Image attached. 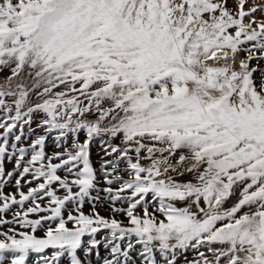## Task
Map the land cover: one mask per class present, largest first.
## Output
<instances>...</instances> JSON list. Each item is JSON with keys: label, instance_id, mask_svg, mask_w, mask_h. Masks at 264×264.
<instances>
[{"label": "snow or ice", "instance_id": "1", "mask_svg": "<svg viewBox=\"0 0 264 264\" xmlns=\"http://www.w3.org/2000/svg\"><path fill=\"white\" fill-rule=\"evenodd\" d=\"M0 264H264V0H0Z\"/></svg>", "mask_w": 264, "mask_h": 264}, {"label": "rangeland", "instance_id": "2", "mask_svg": "<svg viewBox=\"0 0 264 264\" xmlns=\"http://www.w3.org/2000/svg\"><path fill=\"white\" fill-rule=\"evenodd\" d=\"M94 154H95V150H94ZM9 167H11V166L9 165Z\"/></svg>", "mask_w": 264, "mask_h": 264}]
</instances>
